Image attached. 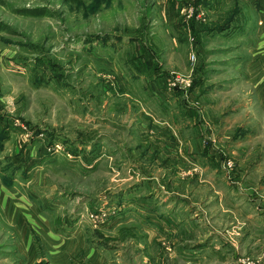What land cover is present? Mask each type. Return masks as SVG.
Returning a JSON list of instances; mask_svg holds the SVG:
<instances>
[{"label": "rangeland", "instance_id": "obj_1", "mask_svg": "<svg viewBox=\"0 0 264 264\" xmlns=\"http://www.w3.org/2000/svg\"><path fill=\"white\" fill-rule=\"evenodd\" d=\"M0 132V264H264V0H0Z\"/></svg>", "mask_w": 264, "mask_h": 264}, {"label": "trees", "instance_id": "obj_2", "mask_svg": "<svg viewBox=\"0 0 264 264\" xmlns=\"http://www.w3.org/2000/svg\"><path fill=\"white\" fill-rule=\"evenodd\" d=\"M200 3H202L204 6L208 3L209 0H198ZM237 10V9H236ZM22 14H27L29 16H39L41 15V9H38V8H32V9H22L21 10ZM236 13V11H233L232 12V15H230V17H228L226 19V22L223 24V25H219L217 27H214V28H210V27H205V30L206 31H210V30H218V31H221V30H228L227 28H229V22H232V19H233V16L234 14ZM132 64H133V67H134V72L137 74V75H144L148 78H155L157 76H165V74H160V73H157V71H151V67L148 65V63L146 62H142L138 57H135L133 56L132 57ZM150 64V62H149ZM154 74H157L156 76ZM160 74V75H159ZM197 83H201V80L200 79H196L194 81V84H197ZM44 131H38V133H43ZM48 136H50L51 139L54 138V134L53 133H48L47 134ZM8 135L7 134H3L2 132H0V147H2V140H4L5 138H7ZM17 167L16 166H12V169H14L15 171L18 170L16 169ZM8 168H4V170H7ZM1 179H2V182L4 185L6 186H12L13 183H14V177L13 175L11 176H7V174H1ZM36 264H46L45 261L41 260L40 262L36 263Z\"/></svg>", "mask_w": 264, "mask_h": 264}, {"label": "crops", "instance_id": "obj_3", "mask_svg": "<svg viewBox=\"0 0 264 264\" xmlns=\"http://www.w3.org/2000/svg\"><path fill=\"white\" fill-rule=\"evenodd\" d=\"M161 71H159L158 73H160ZM160 74H162V73H160ZM159 74V75H160ZM159 77L160 76H157V77H155V79H159ZM149 79H152V78H149ZM161 91V90H160ZM177 94V93H176ZM176 94H174L175 96H176ZM176 98V97H175ZM174 100V99H173ZM167 101V104L169 105V103H171V100H166ZM166 103V102H165ZM186 110H187V112H186ZM185 110V108H183V109H181V113L184 115V116H186V117H192L193 119H197L199 116H197V113H195V112H193L192 113V110H190V109H186ZM176 113H180L179 112V110H178V112L176 111ZM171 117H170V119H171V122L173 123V124H175V126H179V124L176 122L177 121V119H175V116L176 117H180V115H178V114H175V113H173V112H171L170 114H169ZM199 121V120H198ZM188 132V133H187ZM185 134H189V135H191V132H190V130L189 129H187V130H184V131H182V137H183V139H184V141L185 142H187L186 141V137L185 136H183V135H185ZM175 134L172 132V135L169 133V139L171 140V143H175V145H177L178 143L176 142V139H174V136ZM192 136V135H191ZM190 140H192V141H196V143H198V139H200L201 138V134H199V133H197V134H195L194 132H193V136L192 137H188ZM183 144H185L184 142H183ZM197 149H208V146L206 147V146H203V147H197ZM141 180H144V178L142 177V179ZM140 200H145V199H140ZM41 258H43V257H41ZM44 259V258H43ZM42 260V259H41ZM40 259H37L36 260V263H38V262H40L41 261ZM35 263V264H36Z\"/></svg>", "mask_w": 264, "mask_h": 264}, {"label": "built area", "instance_id": "obj_4", "mask_svg": "<svg viewBox=\"0 0 264 264\" xmlns=\"http://www.w3.org/2000/svg\"><path fill=\"white\" fill-rule=\"evenodd\" d=\"M226 164L229 168H231L233 166V164H231V162H228ZM236 264H258V263H257V261H255L251 257L243 256V257H240L239 259H237Z\"/></svg>", "mask_w": 264, "mask_h": 264}]
</instances>
